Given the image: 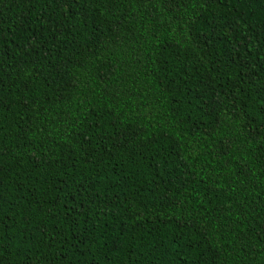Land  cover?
Here are the masks:
<instances>
[{"label": "trees", "instance_id": "16d2710c", "mask_svg": "<svg viewBox=\"0 0 264 264\" xmlns=\"http://www.w3.org/2000/svg\"><path fill=\"white\" fill-rule=\"evenodd\" d=\"M0 264H264V0H0Z\"/></svg>", "mask_w": 264, "mask_h": 264}]
</instances>
